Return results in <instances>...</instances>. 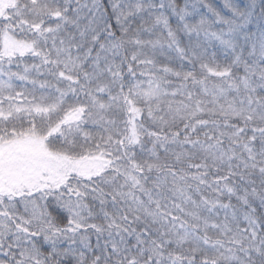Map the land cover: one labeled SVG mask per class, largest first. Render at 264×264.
<instances>
[{
    "label": "snow or ice",
    "instance_id": "obj_1",
    "mask_svg": "<svg viewBox=\"0 0 264 264\" xmlns=\"http://www.w3.org/2000/svg\"><path fill=\"white\" fill-rule=\"evenodd\" d=\"M0 264H264V0H0Z\"/></svg>",
    "mask_w": 264,
    "mask_h": 264
}]
</instances>
